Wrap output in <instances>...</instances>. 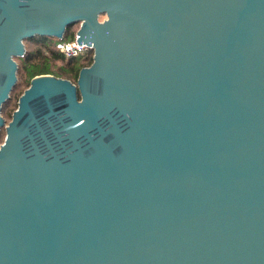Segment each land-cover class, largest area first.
I'll use <instances>...</instances> for the list:
<instances>
[{"label":"water","instance_id":"obj_1","mask_svg":"<svg viewBox=\"0 0 264 264\" xmlns=\"http://www.w3.org/2000/svg\"><path fill=\"white\" fill-rule=\"evenodd\" d=\"M1 129L0 264H264V0H0Z\"/></svg>","mask_w":264,"mask_h":264},{"label":"trees","instance_id":"obj_2","mask_svg":"<svg viewBox=\"0 0 264 264\" xmlns=\"http://www.w3.org/2000/svg\"><path fill=\"white\" fill-rule=\"evenodd\" d=\"M71 36L73 39L74 33ZM25 42L31 43L36 47L34 51L25 50L24 56L16 59L18 60L17 77L25 80L28 86L32 78L40 75H53L75 83L78 71L83 67L89 66L92 62L91 54L79 58H64L54 50V43L48 38L35 37ZM58 61H64L66 67H61L54 71L53 64ZM8 103L9 101L3 106L2 110L7 107Z\"/></svg>","mask_w":264,"mask_h":264},{"label":"rangeland","instance_id":"obj_3","mask_svg":"<svg viewBox=\"0 0 264 264\" xmlns=\"http://www.w3.org/2000/svg\"><path fill=\"white\" fill-rule=\"evenodd\" d=\"M103 19H105L104 17H100L99 20L102 21ZM79 28L78 24L73 25L72 27L69 28L68 30V34L65 35V37L62 39V41H70L72 40V36L71 34L77 31V29ZM53 43H55L57 41V39H51ZM25 50L26 51H34L36 49V47L28 42H25ZM16 63L18 62V60H15ZM61 67H66L64 65V61H58L55 62L53 64V69L58 70V68ZM53 76V75H52ZM28 87L27 83L25 82V80L21 79V77H17V82H16V86L13 89V91L10 94V100L9 103L7 104V107L5 109L2 110L1 112V116L2 118L5 120V124H7L10 121L11 118V114L12 112L16 109V104H17V100L18 97L22 94V92ZM5 137V131L4 129H1L0 132V144L3 142Z\"/></svg>","mask_w":264,"mask_h":264},{"label":"built area","instance_id":"obj_4","mask_svg":"<svg viewBox=\"0 0 264 264\" xmlns=\"http://www.w3.org/2000/svg\"><path fill=\"white\" fill-rule=\"evenodd\" d=\"M53 48L66 59L85 57L90 54L91 56L93 55L92 48H88L82 43H77L75 40V35L70 41L57 40L54 43Z\"/></svg>","mask_w":264,"mask_h":264}]
</instances>
